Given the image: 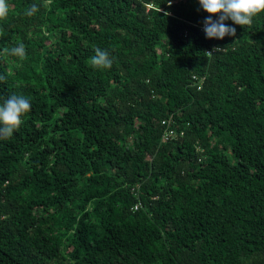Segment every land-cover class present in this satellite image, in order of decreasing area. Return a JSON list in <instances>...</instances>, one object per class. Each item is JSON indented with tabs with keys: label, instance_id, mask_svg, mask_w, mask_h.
Returning <instances> with one entry per match:
<instances>
[{
	"label": "trees",
	"instance_id": "obj_1",
	"mask_svg": "<svg viewBox=\"0 0 264 264\" xmlns=\"http://www.w3.org/2000/svg\"><path fill=\"white\" fill-rule=\"evenodd\" d=\"M6 2L0 96L31 110L0 139V264H264V12L219 40L198 0Z\"/></svg>",
	"mask_w": 264,
	"mask_h": 264
},
{
	"label": "clouds",
	"instance_id": "obj_2",
	"mask_svg": "<svg viewBox=\"0 0 264 264\" xmlns=\"http://www.w3.org/2000/svg\"><path fill=\"white\" fill-rule=\"evenodd\" d=\"M198 3L200 8L208 14L203 21V31L208 39L223 40L226 36L235 37V27L229 26L226 21L230 20L232 24L244 27L252 23L254 16L264 12V0H198ZM169 6H171L170 3ZM38 10L39 6L32 4L26 10L25 15L32 17ZM8 12V3L6 0H0V20L5 19ZM224 48L215 47L205 54L213 56V52H221ZM3 51L21 59L26 56V49L22 43L10 50L4 48ZM94 53L89 61L93 68L110 69L112 67L113 60L107 50L97 47ZM5 80L6 77L0 75V83ZM30 110V100L22 95L0 96V139L10 138L22 124V117Z\"/></svg>",
	"mask_w": 264,
	"mask_h": 264
},
{
	"label": "built area",
	"instance_id": "obj_3",
	"mask_svg": "<svg viewBox=\"0 0 264 264\" xmlns=\"http://www.w3.org/2000/svg\"><path fill=\"white\" fill-rule=\"evenodd\" d=\"M169 120H163L162 124L165 125V131L161 135L162 141H167L175 136V131L170 127Z\"/></svg>",
	"mask_w": 264,
	"mask_h": 264
}]
</instances>
